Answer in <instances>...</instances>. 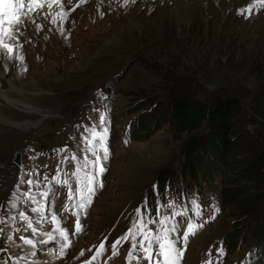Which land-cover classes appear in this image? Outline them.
Masks as SVG:
<instances>
[{"label": "rangeland", "instance_id": "1", "mask_svg": "<svg viewBox=\"0 0 264 264\" xmlns=\"http://www.w3.org/2000/svg\"><path fill=\"white\" fill-rule=\"evenodd\" d=\"M51 6L39 4L23 12L38 14ZM56 6L72 9L61 25L57 19L54 24L52 19H39L29 26L22 18L18 26L25 40L20 41L23 53L18 54L23 59H9L5 64L0 57V95L4 96L0 103L13 100L8 92L48 95L45 102L31 106L33 110L42 106V116L31 111L18 116L20 120L15 121L24 127L11 140H0V167L7 165L11 172L7 183L0 184V264L40 260L44 264H146L129 260L131 236L121 237L141 219L137 208L146 228L158 230L159 219L174 210L170 201L176 211L188 209L175 217L183 228L188 219L202 225L186 242L182 233L173 234L185 249L182 264H253L255 246L246 238L256 223L250 219L243 224L232 216L235 205L223 198L229 177L215 175L211 183L202 180L201 186L199 178L190 182L193 189L187 192L184 146L190 136L178 137L168 123L153 126L154 118L179 96L180 88L186 89L184 97L201 103L234 97L245 108L236 133L247 141L248 158L256 149L262 151L261 144L252 145L264 133V7L260 0H135L126 6H121V0H61ZM50 13L55 15L48 12L47 16ZM24 21L30 31L38 21L53 24L52 36L47 32L40 34V40L28 36ZM141 101L143 108L138 106ZM101 116L102 127L108 128L109 155L102 161L106 170L94 185L91 202L83 210L76 208L82 230L72 235L76 216L64 205L79 200L73 173L78 172L82 185L85 173L92 170L86 164L95 159L87 151L91 138L87 130L99 125ZM206 132L197 134L201 143ZM17 150L22 152L21 169L12 164ZM99 154L103 155L102 150ZM58 172L68 185L52 180ZM158 180L163 191L157 187L156 192ZM69 185L72 201L68 200ZM48 187L55 191L42 197ZM193 199L200 205L199 216L193 214ZM157 205H161L159 216ZM37 206L44 208L43 213L32 212ZM21 212L34 227L41 221L37 234L31 233ZM53 213L63 217L61 227L66 223L69 229L71 243L63 257L56 240L37 243L35 249L20 240L21 236L34 242L45 239L44 233L54 228ZM257 220L261 221L259 216ZM140 238L137 235V241ZM229 239L238 244L235 249ZM99 240L104 243L103 253L92 261ZM117 240L114 252L112 243Z\"/></svg>", "mask_w": 264, "mask_h": 264}, {"label": "trees", "instance_id": "2", "mask_svg": "<svg viewBox=\"0 0 264 264\" xmlns=\"http://www.w3.org/2000/svg\"><path fill=\"white\" fill-rule=\"evenodd\" d=\"M179 92V96H175L166 105L163 110L165 112L154 118L153 127L168 123L178 137L190 136L184 146L188 158L183 166V175L188 177L187 192L193 189L190 182L199 181V178L201 186L202 180L211 183L215 175L229 177L228 192L223 196L228 200L225 203L235 205V208H232L235 210L232 211V216L238 218L240 223L245 224L250 219L256 223L246 239L251 242V247L255 246L256 258L253 264H264V133H259L252 144H261L262 151L256 149L249 159L247 141L236 133L238 122L242 114L245 115V108L240 106L236 98L226 97L219 101L201 103L184 97L186 89L180 88ZM141 102L138 106L143 108L145 103ZM143 120L147 119H141L140 122ZM203 129L207 132L204 143H201V137L197 134ZM157 187L163 191L160 180L156 192ZM183 194L188 196L189 193L183 191ZM162 197H165L164 194ZM258 216L260 222L257 220ZM229 242L233 243L234 249L238 245L232 239H229Z\"/></svg>", "mask_w": 264, "mask_h": 264}, {"label": "snow or ice", "instance_id": "3", "mask_svg": "<svg viewBox=\"0 0 264 264\" xmlns=\"http://www.w3.org/2000/svg\"><path fill=\"white\" fill-rule=\"evenodd\" d=\"M71 2V0H69ZM83 2V0H80ZM135 0H121V6H126L129 3H134ZM51 3L61 4V0H49V6ZM40 4V0H27V7L31 9L33 6H38ZM260 6L264 7V0H260ZM251 7V6H250ZM25 8V0H0V49L4 50V55L7 59H19L22 60L23 57L20 56L19 49L20 45L12 44L5 42V37L9 39L12 38V32L9 31L13 25H17L14 31L16 33H20L21 29L18 25L22 24V16L26 15L23 12ZM72 9L69 8L68 11ZM68 11H61L59 13L60 22L63 23L64 20L68 17ZM241 12L245 11L244 9L240 10ZM102 14V13H101ZM7 23V27L5 26ZM34 23V21H32ZM24 27L27 28V24H24ZM41 26L39 24L36 25V30L39 31ZM63 30V29H62ZM16 39H19V36H16ZM104 124L103 116L100 117V124L93 126L91 129L87 130L90 132V139L87 140L88 149L87 151L92 153L95 157L93 161H87L86 164L92 170L87 171L84 176V182L81 185V179L78 175V172L73 173L74 176H77V185L75 187V193L79 197L77 202H73L71 204L64 205L65 210L69 207L72 209V215L76 216L75 222V232H72V235L79 233L82 230V225L79 220V216L76 212V208L79 207L83 210L88 203H90V197L94 194L95 187L94 185L99 182L98 178L101 174L106 170L102 164V161H106L108 159V146H107V138H108V128L102 127ZM67 146H65L66 148ZM100 150H102L103 155L99 154ZM60 151H64V149H60ZM67 160L68 158L65 157ZM73 159H76L73 156ZM59 172L56 176L52 177V180L56 182V184L63 183L64 185H68L67 179L63 182L58 178ZM47 179V177L45 178ZM29 185L33 183V181H28ZM102 186V183H101ZM55 191L54 188L48 187L43 193H41L42 197H50L51 194ZM15 195V193H13ZM68 200L72 201V188L69 185V194ZM13 201L9 200V204H12ZM193 208V214L199 216L200 214V205L193 199L191 201ZM169 205L174 209L171 212L170 216H163L159 219L160 228L153 232L152 229L146 228V225L143 223V216L141 214V209L137 208L136 212L141 217L140 220L136 221L133 228L128 229V233L125 236L121 237V239H128L131 236V248L128 250V258L129 260L135 261H144L146 264H182V260L184 258V247L179 246V240L173 234L182 233L183 239L186 242L190 234H194L195 231L202 227L200 224H195L193 220L188 219L186 221L187 227L186 229L180 225L179 221L175 219L177 216H183L188 209L183 208L180 211H176V205L171 201ZM160 207L161 205H157V215H160ZM44 208L42 206H37L32 208L33 213H43ZM214 211H219V209H214ZM22 219L27 222V227L31 230L33 235L37 234L38 227L41 223L40 220L36 221V227L33 226V223L28 220V217L25 216L23 212L20 213ZM63 217L57 218V214L53 213L51 215V222L54 225L53 231L45 232V239L34 242L33 239L21 236L20 240L23 244L30 246L32 249L36 248L37 243H48L49 241L56 240L60 246L59 256L63 257L65 255V250L70 246V238H69V229L68 225L65 223L63 227H61L60 221ZM172 220V223L169 224L168 221ZM151 223H155V221H151ZM138 226V227H137ZM58 233V237H57ZM137 235L141 238L137 241ZM120 243V240L112 243V248L115 252L117 244ZM155 245V247H154ZM104 245L96 250V254L91 257V260H96L97 256L102 255ZM221 253L222 249H218ZM135 253V255H134ZM35 255V253H32ZM83 255V252H81ZM84 264H91L90 261H85ZM205 264H209L208 261H205Z\"/></svg>", "mask_w": 264, "mask_h": 264}, {"label": "bare ground", "instance_id": "4", "mask_svg": "<svg viewBox=\"0 0 264 264\" xmlns=\"http://www.w3.org/2000/svg\"><path fill=\"white\" fill-rule=\"evenodd\" d=\"M41 4L42 5L49 4V0H40V5ZM56 5L57 4L54 3V5L51 6L52 7L51 9L50 8L45 9L44 11H42V13H38V14L37 13L33 14L32 11L31 12L30 11H26L25 12L26 15H23L22 18L27 22V24L29 26L32 25V24L35 25L36 21L39 20V19H41V20H43L45 22L49 21L50 19H52L51 22H53V21L55 22V20L57 19L56 23H59V25H61L62 23L59 20L60 19L59 13L61 11H64V10L57 9ZM48 12H53L52 14H55V15L52 17L51 13H50L49 16H47ZM25 21H24V24H25ZM32 21H34V23H32ZM54 22H53V24H54ZM38 23H39V21H38ZM53 24L50 23V25L48 24L46 26L44 23H42V24H40L41 28H40L39 31H37L35 27H34V29H32V31H30L29 30V26H27V28H25L23 30L26 31L25 34H28V36L33 34L35 36V38L40 40V34H46V32H47V34H50L49 31H52L51 27L54 26ZM5 26L6 27L8 26L7 23H6ZM48 26H50V28H48ZM9 31L12 32V38L9 39L8 37H5V42L12 43V44H17L18 43L20 45L19 53L22 54L23 52H22V49H21V42L20 41L21 40L22 41L25 40L24 39V35H22V33H21L22 31L20 33H16L14 31V29L12 30V27L9 28ZM16 36H19L18 40L16 39ZM51 36H52V33L49 35V37H51ZM28 46H30V45H28ZM2 56L5 58V60H4L5 62L4 63L8 64L10 62L9 59H6V57L4 55V50L0 49V57H2ZM5 71H6V74H7V69ZM1 77H2V75H1ZM4 77H5V75H4ZM14 83L16 84L15 81H14ZM17 94H18V96H17ZM7 95L9 97H11L13 100H11V101H7L6 100L7 102L0 103V140H6L8 138H9V140H11L16 135V133L19 132L18 129H21L20 127H24V126L20 125L21 121H15V120H20L18 118V116L19 117H23L24 115H27L28 111L36 112L37 114H39V116H42L43 115L42 113H44L43 112L44 110L42 111V106H37V107H39L38 108L39 111L35 110L36 108H34V110H33L31 108V106H33L34 104L40 105L38 103L39 100L43 101V102H45L44 99L48 100V95H42L41 92L38 93V94L34 93L33 95H31V94H25L24 95L23 92H14V93L13 92H8ZM0 97H4V96L0 95ZM15 98H17V100ZM8 102H10V103H8ZM44 115H46V114H44ZM34 119H36V118H34ZM13 121H15V122H13ZM29 123L32 124V122H29ZM29 123H28V125H30ZM28 125H25V126H28ZM26 129H28V127ZM20 132H21V130H20ZM0 150H1V147H0ZM10 175H11V172H10V170H9L7 165H4L3 168L0 167V184L1 183H7L8 178L10 177ZM0 193H1V191H0ZM1 221H2V219H0V230H2L1 229V226H2ZM44 262H45L44 260H40V261H38L37 264H44Z\"/></svg>", "mask_w": 264, "mask_h": 264}, {"label": "water", "instance_id": "5", "mask_svg": "<svg viewBox=\"0 0 264 264\" xmlns=\"http://www.w3.org/2000/svg\"><path fill=\"white\" fill-rule=\"evenodd\" d=\"M16 152V156L13 158L12 163L17 164L19 167H21L23 164L22 152L21 150H17Z\"/></svg>", "mask_w": 264, "mask_h": 264}]
</instances>
